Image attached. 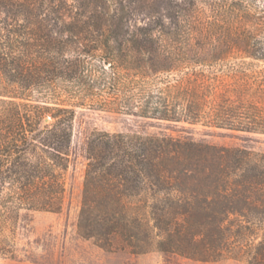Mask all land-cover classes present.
I'll return each mask as SVG.
<instances>
[{
  "label": "trees",
  "instance_id": "obj_1",
  "mask_svg": "<svg viewBox=\"0 0 264 264\" xmlns=\"http://www.w3.org/2000/svg\"><path fill=\"white\" fill-rule=\"evenodd\" d=\"M141 10L0 0V256L24 211L63 210L78 107L264 134V16L260 35L214 36L180 17L132 29ZM86 153L82 237L264 264V152L100 130Z\"/></svg>",
  "mask_w": 264,
  "mask_h": 264
},
{
  "label": "rangeland",
  "instance_id": "obj_2",
  "mask_svg": "<svg viewBox=\"0 0 264 264\" xmlns=\"http://www.w3.org/2000/svg\"><path fill=\"white\" fill-rule=\"evenodd\" d=\"M25 1V0H20ZM44 1V0H38ZM106 2L112 6H143L144 11L126 18L132 29L150 23L172 24L178 17L214 36L232 28L237 35L262 33L264 0H65ZM178 6L180 7L178 9ZM146 8H155L151 12ZM230 24V25H229ZM108 66V63H105ZM136 131L144 134L172 135L230 147L264 152V134L212 127L202 123L142 119L81 106L77 108L67 175L64 208L59 213L24 211L20 217L15 254L0 256V264H247L234 259L198 261L177 254L152 251L132 254L109 250L82 237L77 229L87 165V145L93 132Z\"/></svg>",
  "mask_w": 264,
  "mask_h": 264
},
{
  "label": "water",
  "instance_id": "obj_3",
  "mask_svg": "<svg viewBox=\"0 0 264 264\" xmlns=\"http://www.w3.org/2000/svg\"><path fill=\"white\" fill-rule=\"evenodd\" d=\"M46 120H49V118H47Z\"/></svg>",
  "mask_w": 264,
  "mask_h": 264
}]
</instances>
